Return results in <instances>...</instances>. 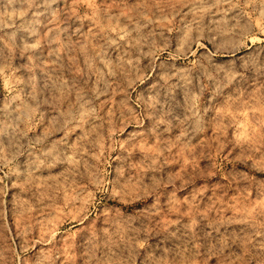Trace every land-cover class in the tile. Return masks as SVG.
<instances>
[{
  "label": "rangeland",
  "instance_id": "1",
  "mask_svg": "<svg viewBox=\"0 0 264 264\" xmlns=\"http://www.w3.org/2000/svg\"><path fill=\"white\" fill-rule=\"evenodd\" d=\"M0 264H264V0H0Z\"/></svg>",
  "mask_w": 264,
  "mask_h": 264
},
{
  "label": "bare ground",
  "instance_id": "2",
  "mask_svg": "<svg viewBox=\"0 0 264 264\" xmlns=\"http://www.w3.org/2000/svg\"><path fill=\"white\" fill-rule=\"evenodd\" d=\"M204 45V44H203ZM218 49V48H217ZM247 49V48H246ZM215 50V49H214ZM226 50V49H225ZM237 50L238 49H234V50H232V51H230V53H232V54H235V53H237ZM242 50V49H241ZM217 51V50H216ZM239 51V50H238ZM216 53V52H215ZM242 53V52H241ZM245 53V52H244ZM240 54V53H239ZM218 55V54H217ZM241 55V54H240ZM234 56V55H233ZM237 58V57H236ZM245 58V57H244ZM233 60V59H232ZM236 60V59H235ZM238 165V164H237ZM244 167V166H243ZM245 168V167H244Z\"/></svg>",
  "mask_w": 264,
  "mask_h": 264
}]
</instances>
